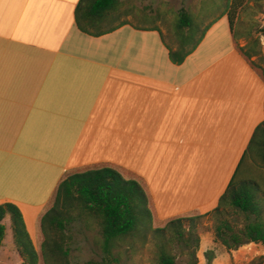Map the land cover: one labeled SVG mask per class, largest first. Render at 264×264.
<instances>
[{
	"label": "crops",
	"instance_id": "0c3cea01",
	"mask_svg": "<svg viewBox=\"0 0 264 264\" xmlns=\"http://www.w3.org/2000/svg\"><path fill=\"white\" fill-rule=\"evenodd\" d=\"M80 1L0 0V205L19 209L35 249L59 184L82 168L138 177L160 224L211 212L264 122V81L225 15L175 65L163 32L128 16L82 32ZM4 224L0 263L20 262Z\"/></svg>",
	"mask_w": 264,
	"mask_h": 264
},
{
	"label": "trees",
	"instance_id": "16d2710c",
	"mask_svg": "<svg viewBox=\"0 0 264 264\" xmlns=\"http://www.w3.org/2000/svg\"><path fill=\"white\" fill-rule=\"evenodd\" d=\"M248 1L229 0L227 4L224 15L234 40L239 13ZM121 10L119 0H81L76 11L77 26L90 35L103 34L102 23L113 19ZM216 20L195 38L199 27L193 15L184 8L177 11L173 23L176 47H168L170 61L182 64ZM259 34L264 37V24ZM250 49L254 53H246L247 60L258 55L254 47ZM238 52L245 57L241 49ZM262 79L264 81V76ZM207 216H211L210 229L215 244L228 253L249 243L260 245L263 255L257 260L264 261V122L254 130L217 207L193 218L171 220L163 228L154 227L150 196L135 175L106 165L70 172L59 184L50 208L39 219L43 262L69 264L66 244L71 236L66 230L81 219L85 227L93 223L97 228V243L105 264H120L122 248L137 251L149 242L153 248L152 264H177L176 248L181 249L182 254L191 249L188 264H198L196 254L202 229L196 220ZM5 218L9 220L12 244L20 264H38L39 255L26 231L22 214L10 203L0 205V249L6 234ZM210 254L211 251L204 253L208 257Z\"/></svg>",
	"mask_w": 264,
	"mask_h": 264
},
{
	"label": "rangeland",
	"instance_id": "374dc122",
	"mask_svg": "<svg viewBox=\"0 0 264 264\" xmlns=\"http://www.w3.org/2000/svg\"><path fill=\"white\" fill-rule=\"evenodd\" d=\"M122 4V10L116 15L118 20H122L128 16L132 23L136 26L157 27L164 34V40L170 47H176V41L173 38L174 15L181 8L188 10L198 24L199 30L195 38H198L201 32L214 20L222 16L226 12L229 0H119ZM158 12V17L154 16ZM144 15L145 20L141 17ZM151 18L150 19V16ZM115 17V16H114ZM149 17V18H148ZM112 24V23H111ZM109 24V25H111ZM264 24V0H249L245 8L239 13L238 23L235 27L236 40L235 46L241 49L243 56L246 53L253 54L250 47H254V51L258 52L257 56H252L248 61L250 67L256 71L261 77L264 76V37L259 34ZM257 41V42H256ZM196 214L187 218H193ZM167 224V223H166ZM166 224L154 222V227L163 228ZM196 224L202 229V234L211 232V216H207L196 220ZM184 227H188V223L184 222ZM97 228L91 223L89 228L85 227L83 220L77 219L67 227L66 233L71 236V240L66 244L69 251L67 257L69 264H105L103 255L98 247ZM43 240V239H42ZM41 240V241H42ZM211 243H208V242ZM217 245V247L215 246ZM36 250L39 255L38 264H44L41 249L42 242L35 243ZM5 254L14 253L15 248L11 243L3 244ZM204 253L211 251V254H204L196 257L198 264H250L255 260L254 264H264L257 259L263 255L260 245L249 243L238 250L228 253L219 244L213 242V238L204 240L201 243ZM190 250L176 248L175 254L177 264H188ZM120 264H152L153 248L149 242L140 250L133 251L128 248L120 250ZM16 260V258H15ZM0 264H20V262L6 263L5 259H1Z\"/></svg>",
	"mask_w": 264,
	"mask_h": 264
}]
</instances>
